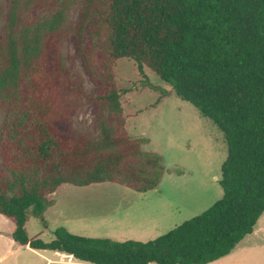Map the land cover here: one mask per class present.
Segmentation results:
<instances>
[{"label":"trees","instance_id":"obj_1","mask_svg":"<svg viewBox=\"0 0 264 264\" xmlns=\"http://www.w3.org/2000/svg\"><path fill=\"white\" fill-rule=\"evenodd\" d=\"M74 0H7L0 35V215L19 246L65 252L92 264H206L231 253L264 211V0H83L74 45L96 91L97 138L76 136L84 87L63 53ZM96 18L104 60L94 62L84 29ZM151 69L222 132V194L154 239L122 241L54 230L30 239L26 212L41 215L59 185L111 182L156 189L127 167L142 138L125 126L112 73L119 58Z\"/></svg>","mask_w":264,"mask_h":264},{"label":"rangeland","instance_id":"obj_2","mask_svg":"<svg viewBox=\"0 0 264 264\" xmlns=\"http://www.w3.org/2000/svg\"><path fill=\"white\" fill-rule=\"evenodd\" d=\"M6 3L7 0H0V35ZM82 4L83 0H74L69 11L62 53L72 76L84 87L83 98L73 115L72 131L76 136L95 139L100 133L96 91L74 45ZM99 35L97 20L92 18L84 29L83 42L97 76L100 73L94 62L106 59ZM111 66L126 129L131 138L143 139L142 153L128 161L127 167L136 169L149 182L158 178V187L141 193L111 182L86 186L63 183L47 196L41 215L27 210L25 230L30 239L49 242L54 238V230L62 226L73 234L89 237L147 241L201 213L222 194L220 166L227 147L217 126L192 104L179 98L171 85L148 67L140 73L135 61L125 57ZM2 120L0 106V126ZM12 228L13 223L0 216V245L3 247L10 242L6 232ZM254 230L231 254L208 264L264 263L261 252L245 258V243L260 238L258 221ZM54 254L56 259L27 255L22 258L36 264H92L64 253Z\"/></svg>","mask_w":264,"mask_h":264},{"label":"crops","instance_id":"obj_3","mask_svg":"<svg viewBox=\"0 0 264 264\" xmlns=\"http://www.w3.org/2000/svg\"><path fill=\"white\" fill-rule=\"evenodd\" d=\"M257 221L260 223V228H261V230L259 232L260 238L257 240L256 239H249L245 243V245H244L245 258H249L253 253H256V252H261L262 254H264V211L261 213V215L259 216ZM13 228H14V224H13ZM13 228L10 231L6 232L7 238H9V241H10L8 246L3 247V245H0V264H36L33 261H28L29 260L28 258H22V255H27V256H32V257L40 256L42 258H43V256H47V257H50L52 259L53 258L56 259L57 256H55L56 254H54V253L67 254L65 252H59V251H54V250L32 249V248H29L28 246L16 245L14 243L13 239L11 238V232H12ZM254 231L252 233H254ZM251 234H248V235H251ZM258 248H259V250H257ZM231 253H229V254H231ZM67 255H69V254H67ZM69 256H71V255H69ZM221 258H223V257H221ZM214 261H211V262H214ZM211 262H209V263H211ZM206 264H208V263H206ZM234 264H236V263H234ZM244 264H259V263H252V261H246V262H244ZM260 264H264V263H260Z\"/></svg>","mask_w":264,"mask_h":264}]
</instances>
